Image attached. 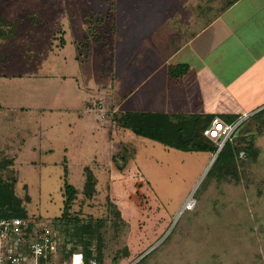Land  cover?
I'll use <instances>...</instances> for the list:
<instances>
[{"label":"rangeland","instance_id":"374dc122","mask_svg":"<svg viewBox=\"0 0 264 264\" xmlns=\"http://www.w3.org/2000/svg\"><path fill=\"white\" fill-rule=\"evenodd\" d=\"M184 1L0 0V16L16 24L10 40L0 39V149H6L5 142L14 149L16 155H5L17 156L13 164L18 175L15 190L19 198L24 199L26 194L30 197L27 203L30 215L50 219L61 216L64 182L81 191L83 168L107 163L103 154L108 145L101 141L97 125L91 127L89 137L86 135L81 154L73 157L61 153L69 148L68 124L76 119L69 113V107L78 106L74 102L77 97V91H72L74 87H79L87 97L83 110L89 109L85 114L98 116L95 106L96 100L104 101L100 91L103 80L108 69H116L111 64L121 57L149 60L153 44L144 39L156 30L153 36L164 45V31L172 25L168 15L182 9ZM186 13L185 10L178 13L180 24L186 23ZM166 17L168 21L164 22ZM101 18L104 23L98 26V36L102 37V43L97 44L86 29L90 21ZM134 47L138 52H133ZM252 61L238 60V64L244 63L245 69H250ZM14 75L23 77H6ZM56 76L61 77L59 89L65 108L58 115L60 145L54 148L53 156H46L42 150L48 145L40 142L37 129L42 116L26 108H37L40 101L37 95L42 88L52 95L51 83ZM25 139L24 147L17 150L18 143ZM252 141L256 159L246 161L238 185L205 175L183 191L180 182L174 179L173 187L139 185L138 190L122 195L135 206L128 221L119 211L126 224L116 235L109 230L104 236L103 264H112L110 254L124 249L129 256L119 264H136L144 257L139 264H264V135ZM94 173L98 183L93 199L81 204L79 194L73 207V212L82 218L101 217L106 198L113 204L117 201V194L110 191L109 173L96 169Z\"/></svg>","mask_w":264,"mask_h":264},{"label":"crops","instance_id":"0c3cea01","mask_svg":"<svg viewBox=\"0 0 264 264\" xmlns=\"http://www.w3.org/2000/svg\"><path fill=\"white\" fill-rule=\"evenodd\" d=\"M222 1L185 0L182 9L168 15L172 25L164 31V45L161 40L159 45L156 44L159 43L153 36L156 30L144 39L153 44V55L149 60H125L121 57L111 64L116 65V69H108L100 90L104 101L98 103L96 100V105L101 104L108 112L106 121L100 120L99 113L94 117L85 114L89 109L83 110L87 97L79 87L72 90L77 91L74 102L78 106L69 107V113L76 116L68 124L69 151L66 148L57 150L73 157L81 154L91 127H99L100 139L105 146L108 145L107 154H103L107 163L96 165L95 169L106 175L109 173L110 191L117 194L114 204L126 221L131 218L130 211L135 205L126 195H122L138 190L139 185L173 187L174 179L180 182V191L186 190L205 176L213 155L207 152H182L136 136L127 129L117 127L114 116L151 115L179 126L203 116L221 119L222 116L242 115L241 121L264 108V0H236L221 11ZM183 10L187 11L186 23L180 24L178 13ZM168 17L164 22L168 21ZM98 34L90 39L101 44L102 37ZM253 48L257 50L252 51ZM133 50L138 52L137 47ZM238 60H253L249 63L251 68L245 69L244 63L238 64ZM181 67L186 69H179ZM177 69L184 72L176 76ZM237 69L239 74H236ZM60 80L61 77H53L52 95L44 88L39 90L37 108H26L27 111H38L42 116L37 129L40 131V142L48 145L42 150L46 156H53L54 148L60 145L61 117L58 115L65 108L60 95ZM87 106L91 104L87 103ZM209 128L211 123L201 133L206 139L205 132ZM21 142L17 150L24 147L26 139ZM4 149L0 151L8 155L14 153L7 142ZM14 155L11 156L16 159ZM59 160L65 161L64 158Z\"/></svg>","mask_w":264,"mask_h":264},{"label":"trees","instance_id":"16d2710c","mask_svg":"<svg viewBox=\"0 0 264 264\" xmlns=\"http://www.w3.org/2000/svg\"><path fill=\"white\" fill-rule=\"evenodd\" d=\"M236 0H223L221 11H224ZM104 23V18L96 21H90L87 25L89 37L94 38L99 33V25ZM16 24L3 16H0V39L10 40L13 36V30ZM113 22L111 28L113 29ZM88 42V37H84ZM185 70L186 68H179ZM184 71L175 70V75L182 74ZM242 115L222 116L221 119L227 124H237L235 130L227 139L214 162L209 168L205 177L214 176L219 181L238 185L240 176L244 172L246 161L251 159L255 161L257 152L253 148V139L264 135V108L260 111L239 121ZM194 119V121H192ZM214 119L213 116L196 117L188 120L179 126L172 125L171 121L151 115L143 114H125L114 116L113 121L119 128H124L136 136L150 139L162 143L167 147L182 152H207L212 155L218 149V145L202 136V131ZM202 122V123H201ZM0 151V219L2 218H42L41 216H32L27 210V203L30 200L28 194L24 199L19 198L16 193L18 184V175L13 164L14 158L5 155ZM95 168L84 167V185L79 191L74 186L65 181L67 168L64 167V184L62 187V214L59 217L51 218L55 224V229L65 239V243L72 249L83 253L85 261L95 259L97 264H103L105 258V240L104 236L110 230L114 235L118 229L126 222L121 219L118 208L109 198H106L101 217L82 218L73 212V207L78 201V195H82L80 203L92 200L96 193L97 178L94 173ZM27 189V187H26ZM112 264H119L122 258L128 257L129 252L124 249L113 251ZM145 258V257H144ZM144 258L139 260V264Z\"/></svg>","mask_w":264,"mask_h":264},{"label":"built area","instance_id":"2783aa9c","mask_svg":"<svg viewBox=\"0 0 264 264\" xmlns=\"http://www.w3.org/2000/svg\"><path fill=\"white\" fill-rule=\"evenodd\" d=\"M95 109L100 120L106 121L108 112L103 106ZM237 125L216 117L205 135L221 148ZM54 226L47 217L0 219V264H97L95 259L86 262L83 253L67 245Z\"/></svg>","mask_w":264,"mask_h":264},{"label":"water","instance_id":"95a60500","mask_svg":"<svg viewBox=\"0 0 264 264\" xmlns=\"http://www.w3.org/2000/svg\"><path fill=\"white\" fill-rule=\"evenodd\" d=\"M221 148H218L217 151L215 152V154L213 155V157H212V159H211V161H210V163H209L204 175H206V173L208 172L209 168L211 167L212 163L214 162V160H215L217 154L219 153V151L221 150Z\"/></svg>","mask_w":264,"mask_h":264}]
</instances>
